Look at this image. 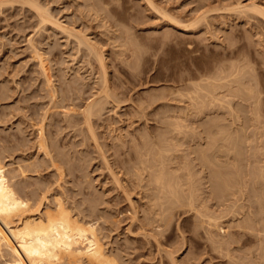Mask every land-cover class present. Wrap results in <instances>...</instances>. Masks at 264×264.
<instances>
[{"label": "rangeland", "instance_id": "374dc122", "mask_svg": "<svg viewBox=\"0 0 264 264\" xmlns=\"http://www.w3.org/2000/svg\"><path fill=\"white\" fill-rule=\"evenodd\" d=\"M0 160L114 264H264V0H0Z\"/></svg>", "mask_w": 264, "mask_h": 264}, {"label": "bare ground", "instance_id": "6f19581e", "mask_svg": "<svg viewBox=\"0 0 264 264\" xmlns=\"http://www.w3.org/2000/svg\"><path fill=\"white\" fill-rule=\"evenodd\" d=\"M90 107L87 109L89 114ZM43 150L47 151L46 148ZM29 199L12 181L11 173L0 160V260L3 264H64L63 261L68 264H80L81 261L85 264L115 263L105 253L94 223L73 218L60 201L55 210L46 208L42 211L45 194L34 206L35 210L32 209L36 212L28 214L27 211L32 208Z\"/></svg>", "mask_w": 264, "mask_h": 264}]
</instances>
